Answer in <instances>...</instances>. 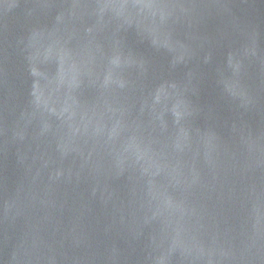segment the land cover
Returning <instances> with one entry per match:
<instances>
[{"label":"water","instance_id":"water-1","mask_svg":"<svg viewBox=\"0 0 264 264\" xmlns=\"http://www.w3.org/2000/svg\"><path fill=\"white\" fill-rule=\"evenodd\" d=\"M0 264H264V0H0Z\"/></svg>","mask_w":264,"mask_h":264}]
</instances>
